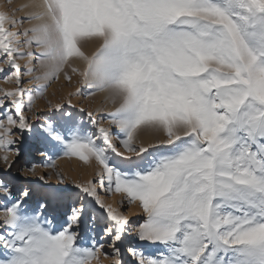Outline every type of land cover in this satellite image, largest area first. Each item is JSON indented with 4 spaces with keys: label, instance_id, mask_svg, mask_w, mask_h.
Listing matches in <instances>:
<instances>
[{
    "label": "snow or ice",
    "instance_id": "obj_1",
    "mask_svg": "<svg viewBox=\"0 0 264 264\" xmlns=\"http://www.w3.org/2000/svg\"><path fill=\"white\" fill-rule=\"evenodd\" d=\"M33 59L35 92L22 78ZM0 64L15 85L0 89V171L14 168V146L40 119L35 101L61 74L114 105L110 127L86 112L88 131L64 101L48 102L67 117L66 134L47 125L49 143L94 162L96 178L74 182L80 207L55 226L45 203L26 208L29 191L0 180V264H123L128 233L155 249L128 247L135 264H264V0H31L0 12ZM101 189L137 205L141 222ZM89 202L103 210L111 254L80 243Z\"/></svg>",
    "mask_w": 264,
    "mask_h": 264
},
{
    "label": "rangeland",
    "instance_id": "obj_2",
    "mask_svg": "<svg viewBox=\"0 0 264 264\" xmlns=\"http://www.w3.org/2000/svg\"><path fill=\"white\" fill-rule=\"evenodd\" d=\"M23 4L22 0H0V12L11 13ZM25 14L26 10L15 12L17 18ZM23 27H30V24L25 22ZM86 50L90 52L91 47ZM34 51L38 53L39 50L34 49ZM19 63L23 69L25 61L20 60ZM32 66L36 71L31 76H23L22 78L25 88L35 92L38 82L35 81L34 77L41 75L43 69L37 64L36 59H33ZM0 67L7 68L3 64H0ZM10 74L8 71L0 73V89H11L15 87L14 84L5 83L4 81V76ZM77 81L78 77L74 75L72 82L69 83L64 79L63 74H61L58 80L50 82L44 95L37 98L33 106V111L39 114L40 119H33L31 121L33 125L32 130L25 131L21 143L14 146L19 148L21 153L14 168L10 173L0 171V180L4 181L14 194H19L24 190L29 191L30 196L24 202L26 208H36L39 203H45L47 205V208L44 210V215L53 222L54 226L71 216L73 208L80 207L79 190L74 187V182L83 183L88 179L96 178L98 168L94 162L91 166L86 165L79 158L65 156L61 150H57L51 146L45 128L49 123H52L58 131L65 132L64 123L67 117L61 116V113L51 110L48 102L51 101L52 105H55L64 101L62 111L71 113L72 120L88 131H94V129L89 123L86 112L92 111L103 126L110 127L107 113L114 110V105L106 99L105 93L97 92L95 95H89L91 90L86 87H81ZM78 87L81 90L79 94H76ZM69 93H73V95L69 96ZM69 99L71 100V107L67 103ZM81 108L85 109V112H80L79 110ZM27 115L31 117L33 113L28 112ZM113 131L115 132L117 130L113 129ZM16 138H19L18 133ZM50 163H54L55 167L44 166ZM32 165L37 166V175H24L23 169ZM41 175L45 177L44 180L38 178ZM61 176L64 177L63 180H61ZM99 195L103 201L112 204L113 207H119L124 214L129 215L133 223L141 222L143 214L136 211L135 204L128 205L125 201L121 207L119 203L121 196L119 194L109 195L103 189L100 190ZM103 215V210L99 209L97 205L92 202L88 203L87 210L81 219L79 229L80 243L83 246H90L93 240H95L98 244H104L103 252L111 254L112 249L108 246L111 242L103 232L106 224ZM93 216L97 217V219L93 220ZM117 246L121 250L123 264H135L134 259L127 251L130 246L145 251L146 253L155 251L152 246L136 239L133 233L126 234L123 241L118 243ZM100 260L102 264H110L111 256L105 259L101 255ZM93 264H96V262L93 261Z\"/></svg>",
    "mask_w": 264,
    "mask_h": 264
},
{
    "label": "bare ground",
    "instance_id": "obj_3",
    "mask_svg": "<svg viewBox=\"0 0 264 264\" xmlns=\"http://www.w3.org/2000/svg\"><path fill=\"white\" fill-rule=\"evenodd\" d=\"M22 2H23L24 4H25V3H30L31 0H22ZM26 12H27V10H26ZM110 103H111V102H110ZM135 207H136V208H135L136 211L140 213L141 211H140V209H138V206L136 205ZM141 213H142V212H141ZM71 214H72V213H71Z\"/></svg>",
    "mask_w": 264,
    "mask_h": 264
}]
</instances>
